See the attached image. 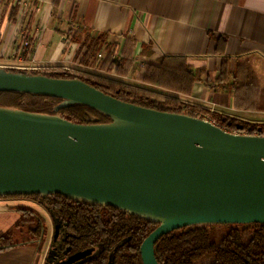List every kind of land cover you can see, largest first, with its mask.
Segmentation results:
<instances>
[{
    "label": "water",
    "instance_id": "obj_1",
    "mask_svg": "<svg viewBox=\"0 0 264 264\" xmlns=\"http://www.w3.org/2000/svg\"><path fill=\"white\" fill-rule=\"evenodd\" d=\"M0 92L60 98L111 118L86 125L0 108V198L60 194L151 220L159 226L141 246L143 264H159L156 243L177 230L264 224V136L126 103L77 79L0 70Z\"/></svg>",
    "mask_w": 264,
    "mask_h": 264
},
{
    "label": "trees",
    "instance_id": "obj_2",
    "mask_svg": "<svg viewBox=\"0 0 264 264\" xmlns=\"http://www.w3.org/2000/svg\"><path fill=\"white\" fill-rule=\"evenodd\" d=\"M19 6L15 5L9 18L15 20ZM223 39V40H222ZM225 42L221 37L218 41ZM72 41L80 46L74 62L87 68H96L98 57L107 51L106 59L99 69L129 77L135 70L136 42L125 39L118 53L117 44L111 43L109 35L93 36L89 28H78ZM144 48L143 55L148 54ZM150 54V52H149ZM10 72H26L9 70ZM51 78L80 80L97 90L126 103L162 112L210 116L231 132H247L257 135L264 132V124L250 123L216 112H209L183 103L180 99L126 85L98 75L81 71L41 69L30 72ZM145 85L190 96L195 85L210 82L206 68L194 71L182 56H164L158 64H145L137 76ZM219 87L232 88L234 107L237 110L264 113V76L255 69L253 59L240 57L231 60L224 56L220 74L215 79ZM64 100L37 94L0 92V108L19 109L25 112L56 115L77 124H107L111 118L89 106L70 104ZM5 199H30L42 205L64 228L65 240L62 254L71 257L76 253L104 245L102 253L80 264H143L141 246L158 224L112 206L76 200L64 195H9ZM21 221L17 228L25 227L28 238L17 242L15 233L0 236V251L16 246L46 243L48 228L41 215L31 209H21ZM159 264H264V224L248 225H200L184 228L163 236L155 246ZM48 262V260H47Z\"/></svg>",
    "mask_w": 264,
    "mask_h": 264
},
{
    "label": "crops",
    "instance_id": "obj_3",
    "mask_svg": "<svg viewBox=\"0 0 264 264\" xmlns=\"http://www.w3.org/2000/svg\"><path fill=\"white\" fill-rule=\"evenodd\" d=\"M15 5L14 0H0V70L81 71L175 97L209 112L250 123L264 121V113L235 109L232 88L215 84L224 56L233 68L237 58L249 57L264 76V0H34L22 24L17 16L9 18ZM81 27L89 28L93 36L109 35L117 49L125 39L134 40L132 75L125 78L75 63L80 46L72 41V34ZM221 37L225 42L218 41ZM25 41L31 42V48H24ZM147 47L148 54L143 55ZM164 56L185 57L194 71L206 68L211 81L196 84L192 95L183 96L137 80L143 65L158 64ZM21 209L34 210L45 220L46 243L0 251V264H46L54 247L61 246L54 240L61 224L39 203L0 198V236L23 232L17 228Z\"/></svg>",
    "mask_w": 264,
    "mask_h": 264
},
{
    "label": "rangeland",
    "instance_id": "obj_4",
    "mask_svg": "<svg viewBox=\"0 0 264 264\" xmlns=\"http://www.w3.org/2000/svg\"><path fill=\"white\" fill-rule=\"evenodd\" d=\"M16 71H21V70H16ZM263 123H264V121H262V123H259V124H263ZM60 227L61 226L57 225V231L55 233V237H54L55 239L54 240H55V242L58 241L61 244V246L58 249L56 247H54V251H56V253H54V251H52V253L50 254L49 260L46 264H62L63 262H65L69 259L62 254V248L64 247V240H65V231H64V228H62V227L60 228ZM27 231L29 232V228L25 227V228H23V232L16 233L15 234V240L17 242L24 241V239L28 238L29 233L27 234ZM25 236H26V238H25ZM103 249H104L103 244H99V245L95 246L94 248H92L90 250L89 254H87L85 257L78 260L74 264H80L84 261H88L90 259L98 257L102 253Z\"/></svg>",
    "mask_w": 264,
    "mask_h": 264
},
{
    "label": "built area",
    "instance_id": "obj_5",
    "mask_svg": "<svg viewBox=\"0 0 264 264\" xmlns=\"http://www.w3.org/2000/svg\"><path fill=\"white\" fill-rule=\"evenodd\" d=\"M14 1H15L16 6L17 5L19 6L17 17H18L19 22L22 24V22H23L24 18L26 17V15H28V13L30 12L34 0H14ZM24 48H31V42L25 41L24 42ZM117 53H118V49L115 51V54H117ZM106 57H107V51H103L98 57L99 61H98L97 68H99V66L106 59ZM189 113H191V110H189V109H185L184 110V114H188L189 115ZM199 118H203L205 120H208V121L220 126L217 122L212 121L210 118H205V117H202V116L199 117ZM223 129L226 130V131L231 132L227 128H223ZM235 133H241V134L249 135V133H247V132H235ZM257 135L264 136V132L259 133Z\"/></svg>",
    "mask_w": 264,
    "mask_h": 264
},
{
    "label": "flooded vegetation",
    "instance_id": "obj_6",
    "mask_svg": "<svg viewBox=\"0 0 264 264\" xmlns=\"http://www.w3.org/2000/svg\"><path fill=\"white\" fill-rule=\"evenodd\" d=\"M67 258H69V257H67Z\"/></svg>",
    "mask_w": 264,
    "mask_h": 264
}]
</instances>
